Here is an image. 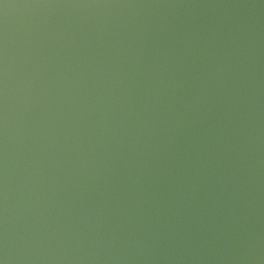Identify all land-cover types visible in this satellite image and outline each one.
Wrapping results in <instances>:
<instances>
[{
    "label": "water",
    "instance_id": "water-1",
    "mask_svg": "<svg viewBox=\"0 0 264 264\" xmlns=\"http://www.w3.org/2000/svg\"><path fill=\"white\" fill-rule=\"evenodd\" d=\"M0 264H264V0H0Z\"/></svg>",
    "mask_w": 264,
    "mask_h": 264
}]
</instances>
